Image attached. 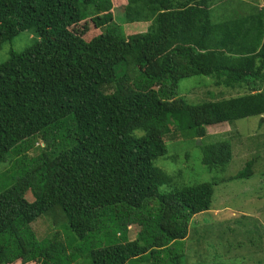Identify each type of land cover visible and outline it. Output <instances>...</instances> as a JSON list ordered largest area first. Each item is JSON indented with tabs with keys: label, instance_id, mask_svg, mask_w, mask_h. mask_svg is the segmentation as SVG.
<instances>
[{
	"label": "trees",
	"instance_id": "obj_1",
	"mask_svg": "<svg viewBox=\"0 0 264 264\" xmlns=\"http://www.w3.org/2000/svg\"><path fill=\"white\" fill-rule=\"evenodd\" d=\"M122 1L123 22L137 29L128 35L113 0H0V44L36 35L0 63V163L16 155L0 177L19 173L0 180V264H72L83 254L87 264H180L188 254L178 244L220 179L178 184L181 175L155 163L162 138L189 137L203 165L223 168L232 148L204 142L208 128L264 115V6ZM192 76L242 93L188 103L177 87ZM254 162L220 181L250 177ZM50 212L63 213L77 245L36 237L31 224ZM240 217L227 231L243 228L239 247L263 250L264 229Z\"/></svg>",
	"mask_w": 264,
	"mask_h": 264
},
{
	"label": "rangeland",
	"instance_id": "obj_2",
	"mask_svg": "<svg viewBox=\"0 0 264 264\" xmlns=\"http://www.w3.org/2000/svg\"><path fill=\"white\" fill-rule=\"evenodd\" d=\"M235 1L229 7H234V4H237ZM113 2L114 20L123 27L125 34L135 32L137 29L123 22V1L113 0ZM249 2L264 6V0H250ZM94 32H90L89 37L87 34L86 38L95 35ZM35 38L36 35L31 30H24L18 32L11 40L0 44V63L8 58L10 50H23L33 43ZM213 82L214 80L210 76L184 78L178 83L177 96L188 103H197L209 99L211 95H214L211 99L215 98V93L220 91H222V95L219 98L242 93L234 88L232 90L216 86ZM207 132L202 138L204 142L229 141L232 157L225 167L208 168L203 165L200 161V149L191 144V138H182L177 132H172L162 138L167 148L165 153L155 160L156 165L170 174L181 175L180 178L175 179L178 184H190L221 180L242 169L247 160L255 158L256 162H254L253 174L250 177L227 181L218 180L213 185L210 209L193 216L187 237L178 244L179 251L183 246L182 252L185 251L184 253L188 254V257L181 258L180 264H264V242L263 250L261 248L250 250L247 247L242 249L239 247L241 232L245 230L235 227V231L238 230L239 234H233L225 228L233 226L235 219H241L240 216L245 215L251 216L248 217V221L258 222L264 229V115L248 116L231 123L215 124L208 128ZM38 141L40 140L37 138L36 143ZM35 148L36 144L28 150L27 157L38 153ZM151 151L154 154L159 152L157 146ZM15 156L7 163H0V174L10 166V162ZM18 174L10 172L1 176L0 180L5 182V177L14 178ZM24 198L30 200L32 197L30 193L26 192ZM31 228L38 239L57 234V238L65 245H68L67 240L70 246H75L78 243L74 233L68 228L63 213H46L38 217L31 224ZM137 230L135 226H129L127 238H135ZM258 243L260 242L258 241ZM82 258H85V254L77 257L72 264H87L86 262H89Z\"/></svg>",
	"mask_w": 264,
	"mask_h": 264
}]
</instances>
